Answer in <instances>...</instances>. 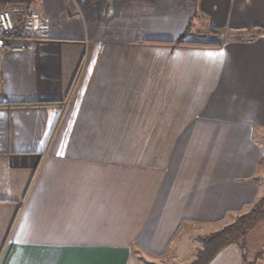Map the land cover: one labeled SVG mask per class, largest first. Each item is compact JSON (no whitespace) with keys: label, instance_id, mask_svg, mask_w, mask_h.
Segmentation results:
<instances>
[{"label":"crops","instance_id":"obj_1","mask_svg":"<svg viewBox=\"0 0 264 264\" xmlns=\"http://www.w3.org/2000/svg\"><path fill=\"white\" fill-rule=\"evenodd\" d=\"M3 9L17 49L0 48V264L191 262L197 226L264 195V0ZM197 11L221 33L186 39L221 46L149 42L201 26Z\"/></svg>","mask_w":264,"mask_h":264},{"label":"trees","instance_id":"obj_2","mask_svg":"<svg viewBox=\"0 0 264 264\" xmlns=\"http://www.w3.org/2000/svg\"><path fill=\"white\" fill-rule=\"evenodd\" d=\"M194 17L198 18V22L201 26H196V23L190 21L185 28L182 36L172 41H159L150 40L149 42L186 45V46H204V47H218L220 43L209 41H192L187 40L186 36L192 31L193 28L203 29L214 35L221 33L220 29H212L208 26L207 16L203 15L200 11L194 14ZM193 17V18H194ZM17 28V27H16ZM259 33L261 31L259 30ZM52 101H39L36 104L44 105L50 104ZM248 211H244L245 208L250 207ZM232 222L227 223L222 228L210 232L202 237V246L196 249V255L189 264H209L225 247L232 244L243 245L246 235L253 229V227L264 218V195L261 196L253 204L244 205L234 214H237ZM227 217V216H226ZM220 221H224L225 218Z\"/></svg>","mask_w":264,"mask_h":264},{"label":"rangeland","instance_id":"obj_3","mask_svg":"<svg viewBox=\"0 0 264 264\" xmlns=\"http://www.w3.org/2000/svg\"><path fill=\"white\" fill-rule=\"evenodd\" d=\"M199 28V27H198ZM264 133L260 132V131H256L254 138L258 141H261L262 143H264ZM262 169H264V166H262ZM250 207H247L244 209V211H248ZM237 214H233L230 217H227L226 220H224L219 227L222 228L224 225H226L227 223H230L233 221V219H235ZM229 216V215H228ZM218 227V226H217ZM216 227V228H217ZM212 229L209 228V226H205V229H200V226L196 227V232H193V235H190V239L192 241L193 244H195L196 246H202L201 243V239L203 236H205L206 234L213 232L217 229ZM219 228V229H220ZM191 233V232H190ZM199 240V241H198ZM240 246L243 255L245 256L244 253H246V264H256L257 261L259 260L258 258H260L262 255H264V218L262 220H260L254 227L252 230H250V232L246 235L245 239H244V243L243 245H239ZM197 248L194 247L193 251H195ZM195 254H193L191 257L193 258L194 255H196V252H194ZM189 257V256H188ZM255 258V259H254ZM254 259V260H253ZM190 259L187 258L186 260H184L182 262V264H189Z\"/></svg>","mask_w":264,"mask_h":264},{"label":"built area","instance_id":"obj_4","mask_svg":"<svg viewBox=\"0 0 264 264\" xmlns=\"http://www.w3.org/2000/svg\"><path fill=\"white\" fill-rule=\"evenodd\" d=\"M16 29V22L11 10H0V48L9 47L17 49L12 43L11 38Z\"/></svg>","mask_w":264,"mask_h":264}]
</instances>
